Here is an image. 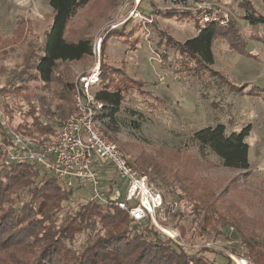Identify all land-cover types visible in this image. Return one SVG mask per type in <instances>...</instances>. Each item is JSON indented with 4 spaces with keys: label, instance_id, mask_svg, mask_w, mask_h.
<instances>
[{
    "label": "rangeland",
    "instance_id": "rangeland-1",
    "mask_svg": "<svg viewBox=\"0 0 264 264\" xmlns=\"http://www.w3.org/2000/svg\"><path fill=\"white\" fill-rule=\"evenodd\" d=\"M247 2L264 16V1ZM247 2L93 0L78 9L68 25L69 30H81L91 39V56L58 62L52 81L46 84L33 67L53 18L49 0H0V44L8 40L0 49V135L3 123L23 133L18 132L28 141L55 136L73 110L74 87L80 76L91 73L97 63L99 70L107 73L101 78L103 82L119 83L127 74L138 84L125 94L119 111L113 116L107 110L102 112L99 123L134 168L146 174L162 194L159 227L151 222L137 226L152 230L163 241L170 240L193 264H226L225 258L229 264H264V43L248 38L250 34L264 35V27L249 25L244 19ZM208 8L216 16L227 15L225 23L213 24L222 27L231 22L243 44L232 48L227 41L216 39L213 64L198 71L196 62L177 45L198 34L192 19L201 24L198 16ZM168 12L187 14L179 21ZM123 24L126 31L134 32L131 37L119 35ZM97 86L92 88L93 95L99 90ZM31 123L47 124L46 130L51 128L52 132L23 127ZM217 124L225 125L227 133L250 127L245 138L250 163L247 171L227 169L217 155L199 151L192 134ZM18 127L24 131H17ZM0 153V182L7 184L1 148ZM109 173L99 171V176ZM235 178L237 183L228 188ZM109 179L103 181L110 191L123 196L126 180L115 173ZM33 182L8 190L7 194H13L0 208V216L11 207L23 215L26 202L33 201L32 187H28ZM88 195L86 188L73 189L62 208L52 211L53 219L60 224L66 215L76 214L88 203ZM216 197L218 202L213 200ZM127 224L134 229L130 221ZM161 228L171 231L174 239L162 235ZM98 229L99 225H81V231L61 248L80 254ZM42 244L40 247L32 241L25 249L14 248L11 251L16 253L4 264H33Z\"/></svg>",
    "mask_w": 264,
    "mask_h": 264
},
{
    "label": "trees",
    "instance_id": "trees-1",
    "mask_svg": "<svg viewBox=\"0 0 264 264\" xmlns=\"http://www.w3.org/2000/svg\"><path fill=\"white\" fill-rule=\"evenodd\" d=\"M91 1L93 0H49L53 18L45 36L42 53L36 58L33 67L41 82L47 84L52 81L58 62L81 61L91 56V39L83 35L81 30L71 31L68 28L77 10L87 6ZM246 4L244 10L247 13L244 19L248 20L249 25L264 27V16L257 14L249 2ZM168 13L179 21H183L184 15L187 14V12ZM192 21L198 34L186 40L181 46H177L182 54L196 62L195 69L198 71L208 69V66L213 64L212 44L216 39L227 41L232 48H240L243 44L239 31L231 22L219 27L213 23L200 24L194 18ZM125 25L123 24V31L119 35L131 37L134 32L126 31ZM248 38L264 43V35L250 34ZM6 41L8 42L7 39L2 40L0 49L4 47ZM102 59L103 56L101 62ZM103 70V68L100 70V82L97 84L99 90L94 96L103 103V112L107 110L113 116L119 111L125 94L138 83L131 80L127 74L119 83L103 82L101 78L107 75ZM46 126L47 124L31 123L23 127L27 130L35 129V132H52L51 128L46 130ZM19 129L24 131V128L20 127L16 130ZM249 130L250 127L246 126L239 133H227L225 125L217 124L194 132L192 139L198 142L201 153L209 151L217 155L223 167L234 171H247L248 145L245 138ZM132 165L135 167L133 163ZM2 169L6 170L4 176L7 184L0 182V208L10 202L11 193L7 194L10 188L25 187L32 180L35 183L28 186L32 187L30 192H33L34 197L33 201L26 202L23 215L18 214L16 208L11 207L14 215L9 209L7 214L0 216V264H4L9 256L16 253L15 250H11L17 247L25 249L32 241L40 247L43 243L41 254L33 264H193L192 259H189L190 257L188 258L180 247L170 240L159 239L152 230L140 229L135 224L134 229H129L127 227L129 216L114 206L88 202L76 214L66 215L58 224L51 213L62 208L63 203L73 195V189L62 188L53 177H48L47 173L31 163ZM237 181V178L232 180L228 188ZM45 186L47 189L42 191V187ZM213 200L218 202L220 199L216 197ZM22 223L24 226L19 227ZM85 223L92 226L99 225V229L93 237L88 238L81 253L76 255L64 248L65 246L61 248L65 242L73 240L74 235L81 231V225ZM102 231L105 233L104 236L101 235ZM225 259L226 264H229L230 260Z\"/></svg>",
    "mask_w": 264,
    "mask_h": 264
},
{
    "label": "built area",
    "instance_id": "built-area-1",
    "mask_svg": "<svg viewBox=\"0 0 264 264\" xmlns=\"http://www.w3.org/2000/svg\"><path fill=\"white\" fill-rule=\"evenodd\" d=\"M171 1L176 3L178 0ZM198 17L201 24H223L227 15L216 16L214 10L208 8ZM147 20L150 22L149 18ZM93 54L98 57L97 51L93 50ZM99 71L97 63L91 73L80 76L74 87L73 110L55 136L41 142L28 141L2 123L4 131L0 135V148L5 158L3 166L34 164L51 174L64 189H88V202L114 206L124 211L132 224L151 222L158 228L157 217L163 209L162 194L146 174L134 168L128 157L104 134L99 123L104 105L92 94V88L99 83ZM104 165L126 180L123 196L111 192L109 184L100 180L98 171ZM158 231L170 239L175 237L167 228Z\"/></svg>",
    "mask_w": 264,
    "mask_h": 264
},
{
    "label": "crops",
    "instance_id": "crops-1",
    "mask_svg": "<svg viewBox=\"0 0 264 264\" xmlns=\"http://www.w3.org/2000/svg\"><path fill=\"white\" fill-rule=\"evenodd\" d=\"M247 158H248V160H249V153L247 154ZM248 164H250V163L248 162ZM99 171H102V172L104 173V175H105L107 172H110V173H109V176H107V175H106V176H104V175H103V176H99ZM99 171H98V176H99L100 180H102V181H103V180H104V181H111V179H109V177H110L111 173H112V174L114 173V171L111 169V167L104 168V169H102V170L100 169ZM110 188H111V189L114 188V185H112V186L110 185ZM111 191H113V190H111Z\"/></svg>",
    "mask_w": 264,
    "mask_h": 264
},
{
    "label": "bare ground",
    "instance_id": "bare-ground-1",
    "mask_svg": "<svg viewBox=\"0 0 264 264\" xmlns=\"http://www.w3.org/2000/svg\"><path fill=\"white\" fill-rule=\"evenodd\" d=\"M243 263V262H242Z\"/></svg>",
    "mask_w": 264,
    "mask_h": 264
}]
</instances>
